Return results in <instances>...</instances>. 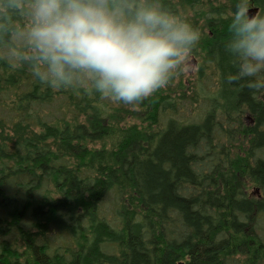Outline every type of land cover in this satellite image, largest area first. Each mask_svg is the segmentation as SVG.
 <instances>
[{"label": "trees", "instance_id": "trees-1", "mask_svg": "<svg viewBox=\"0 0 264 264\" xmlns=\"http://www.w3.org/2000/svg\"><path fill=\"white\" fill-rule=\"evenodd\" d=\"M237 2L109 0L202 34L195 76L131 106L87 71L53 83L33 0H0V264H264V90L228 82Z\"/></svg>", "mask_w": 264, "mask_h": 264}, {"label": "clouds", "instance_id": "clouds-1", "mask_svg": "<svg viewBox=\"0 0 264 264\" xmlns=\"http://www.w3.org/2000/svg\"><path fill=\"white\" fill-rule=\"evenodd\" d=\"M108 5L33 0L30 38L53 83L67 84L74 70L87 71L103 97L135 106L187 69L202 34L159 7L142 5L127 20ZM229 31L225 51L238 59V70L228 82L246 80L250 89L264 90V16L251 14L249 0H238Z\"/></svg>", "mask_w": 264, "mask_h": 264}, {"label": "rangeland", "instance_id": "rangeland-1", "mask_svg": "<svg viewBox=\"0 0 264 264\" xmlns=\"http://www.w3.org/2000/svg\"><path fill=\"white\" fill-rule=\"evenodd\" d=\"M187 69L184 71L185 73V80L189 79V78H193L196 74L197 71V63L195 62L194 58L192 56L189 57L188 61H187Z\"/></svg>", "mask_w": 264, "mask_h": 264}, {"label": "water", "instance_id": "water-1", "mask_svg": "<svg viewBox=\"0 0 264 264\" xmlns=\"http://www.w3.org/2000/svg\"><path fill=\"white\" fill-rule=\"evenodd\" d=\"M257 12V10L256 9H254V10H251V14H255Z\"/></svg>", "mask_w": 264, "mask_h": 264}]
</instances>
